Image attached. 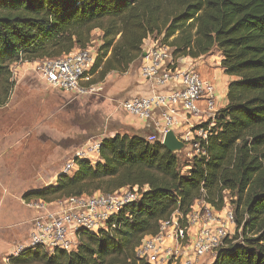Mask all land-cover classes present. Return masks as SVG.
I'll return each mask as SVG.
<instances>
[{"label":"trees","instance_id":"obj_1","mask_svg":"<svg viewBox=\"0 0 264 264\" xmlns=\"http://www.w3.org/2000/svg\"><path fill=\"white\" fill-rule=\"evenodd\" d=\"M95 31L102 45L89 86L127 73L151 40L176 60L220 53L232 78L228 104L202 142L205 155L184 165L187 173L180 154L161 142L117 134L101 140L100 162L76 158L75 172L25 193V201L48 204L135 188L140 198L107 229L79 230L76 249L26 248L8 264H150L136 251L146 237L158 236L174 215L187 227L197 201L222 210L226 192L236 197V232L213 264H264V0H0V107L13 94L15 64L87 49Z\"/></svg>","mask_w":264,"mask_h":264},{"label":"built area","instance_id":"obj_2","mask_svg":"<svg viewBox=\"0 0 264 264\" xmlns=\"http://www.w3.org/2000/svg\"><path fill=\"white\" fill-rule=\"evenodd\" d=\"M143 50L146 56L142 57L140 76L143 81L151 83L152 92L123 102L122 109L128 115L151 124L153 133L147 137L149 142L163 144L165 135L172 130L186 144L189 158L204 156L202 142L207 140L219 112L216 87L205 80L195 66H186L185 59L188 58L176 60L173 50L167 45L149 40ZM96 54L91 46L78 49L61 58L37 61L35 71L52 89L68 93L76 99L92 96L95 85L88 84ZM207 123H210L208 128H203L202 125ZM82 155L79 153L76 158ZM76 168L75 161H71L63 171L72 174ZM126 190L73 197L57 201L55 205L40 200L24 201L29 209L34 210L35 217L28 241L20 245L13 256L17 257L31 247L50 253L76 249L79 230L98 233L107 229L112 216L140 198L137 188ZM197 203H204V210L199 211ZM235 232L236 215L232 207L225 204L219 211L203 201H197L187 217V227H182L179 215H174L162 223L158 236L146 237L136 251L141 259L150 264H177L176 244L183 250L190 247L193 258L190 264H197L207 256L216 257ZM169 239L172 246L166 247Z\"/></svg>","mask_w":264,"mask_h":264},{"label":"crops","instance_id":"obj_3","mask_svg":"<svg viewBox=\"0 0 264 264\" xmlns=\"http://www.w3.org/2000/svg\"><path fill=\"white\" fill-rule=\"evenodd\" d=\"M185 60V63L196 61ZM142 63V58L136 61L127 74L126 89L118 94L126 96L123 102L152 92L151 83L143 81L140 76ZM36 65V62L20 63L12 67L16 85L8 104L0 107V114H4L0 118V204L15 203L27 215L21 222L0 229V264H8L9 257L21 243L20 238L26 235L27 231L30 232L35 212L22 205L25 201L23 199L25 193L56 184L59 175L64 173L65 165L75 161L79 153L83 154L80 159L88 160L92 164L100 162L99 146L105 137H113L117 134L145 136L153 133L149 122L130 116L122 109L123 102L119 103V106L117 102L110 100L111 104L106 106V108L110 107L106 120H96L95 115H92L94 111L89 109L90 103L87 104V99H76L68 93L48 87L37 75ZM206 78L213 84L210 77ZM231 80L232 78L226 82L225 94L221 96L217 92L219 110L228 104L227 90ZM214 86L217 91V86ZM31 99L33 100L31 109L34 110V114L30 115V118L21 117V112L14 116L20 106L29 103ZM34 105L38 106V114ZM203 106L201 103L200 107ZM34 115L37 119H34ZM82 118L83 122H86L80 126ZM31 141L37 143V151L41 153L39 158H30L31 155L28 156L23 152L26 148L24 145ZM8 156L11 160L19 158L17 171L20 172L19 176L26 178V183L20 184L10 196L8 187L1 178L4 171H7V165H2V162L5 160L8 163L9 161L6 160ZM14 176L16 175H12V179ZM6 233L13 235L11 242L3 239ZM167 246H172L170 239L167 241ZM214 261L215 257L207 256L201 260V264H213Z\"/></svg>","mask_w":264,"mask_h":264},{"label":"rangeland","instance_id":"obj_4","mask_svg":"<svg viewBox=\"0 0 264 264\" xmlns=\"http://www.w3.org/2000/svg\"><path fill=\"white\" fill-rule=\"evenodd\" d=\"M101 38H102V34L100 31H95L92 35V41L90 45L92 50L95 53H97L96 55H98L99 48L102 45ZM220 64H221V55L218 52H214L213 54L197 59L195 62L192 61L189 64L186 63V66H190V65L195 66L197 71L200 73V75L206 80H207L206 77H210V80L213 82V84L217 86V92L222 96L223 94H225L226 82L230 80L231 77L224 74V71L221 68ZM136 67L137 66H135V68ZM128 72L125 74H117V73L109 74L102 82L94 86L95 92L92 96L83 97L84 99H87L86 100L87 104L90 103L89 109H92L94 111L92 115H95L96 120L98 119L106 120L108 113L110 111L109 109L110 107L106 108V106L108 104H111L110 100H113V102H117V104L119 105V103L123 102L126 99L125 95L119 96L118 94L120 93V91L122 90L125 91L126 89V85H127L126 77L128 76L127 75ZM95 78L96 75L91 77V80ZM30 102L21 105L19 110L14 114V116L17 113L21 112L20 113L21 117L28 116L30 118V115L34 114V110L31 109V106H33L32 104L33 100L31 99ZM34 108H35V112H37L38 114V106L34 105ZM3 115L4 114H0V118H2ZM7 117H12V116H7ZM34 119H37L35 115H34ZM85 122L86 121L83 122V118L80 119V126H82ZM149 135H145L146 138ZM24 147L26 148L23 149V152L28 156L31 155L30 158L40 157L41 153L37 151L38 147L35 141L28 142L26 145H24ZM188 153L189 152L187 151H183L180 154L181 171L184 173H187L188 171V169L184 165L188 163V161L192 160L191 158H189ZM17 159L19 158L17 157ZM17 159L15 158L11 160L8 156L6 160H8L9 162L7 163V161L5 162V160L4 162H2V165L5 164L7 165V171H4L5 173L2 174L1 178L5 183V186L8 187V190L10 192L9 196L12 194V192H14L18 188V186H20V184L24 185V183H26V178L21 175L19 176L20 172L19 170L17 171V167L19 166V162ZM12 175H16V176H14V178L12 179ZM126 191H128V189ZM31 201H34V199H32ZM235 202H236V197H234V195H232L231 193L226 192L225 194L226 206H230L235 210ZM22 205L26 207L24 203H22ZM197 207L199 211L204 210L205 204L204 203L199 204ZM26 208L29 209L28 207ZM29 210L34 211L32 209ZM25 216L27 215L24 214L22 209L16 206L15 203L9 204L8 202H2L0 204V229L2 227L11 226L17 224L18 222H21ZM29 233L30 232L27 231L26 235L24 234L20 238L21 243L19 244V246L26 244L29 238ZM3 239L5 241L11 242L13 240V235L6 233L5 236H3ZM77 243H78V239H77ZM174 246L176 250L175 253L176 257H179V259L176 261L177 264H190L193 261L192 251L190 247H187L186 250H183L178 248L176 244ZM197 264H201V260Z\"/></svg>","mask_w":264,"mask_h":264},{"label":"water","instance_id":"obj_5","mask_svg":"<svg viewBox=\"0 0 264 264\" xmlns=\"http://www.w3.org/2000/svg\"><path fill=\"white\" fill-rule=\"evenodd\" d=\"M145 56L146 54L143 55ZM163 145L173 154H181L186 149V144L172 130L165 135Z\"/></svg>","mask_w":264,"mask_h":264}]
</instances>
